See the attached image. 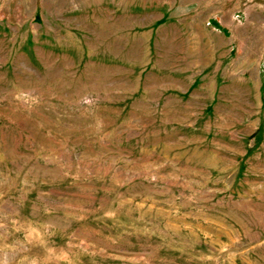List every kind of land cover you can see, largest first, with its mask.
<instances>
[{
  "label": "rangeland",
  "instance_id": "1",
  "mask_svg": "<svg viewBox=\"0 0 264 264\" xmlns=\"http://www.w3.org/2000/svg\"><path fill=\"white\" fill-rule=\"evenodd\" d=\"M0 264H264V0H0Z\"/></svg>",
  "mask_w": 264,
  "mask_h": 264
}]
</instances>
